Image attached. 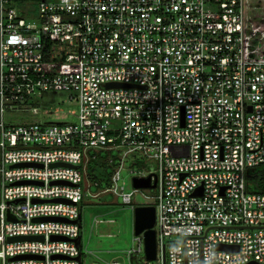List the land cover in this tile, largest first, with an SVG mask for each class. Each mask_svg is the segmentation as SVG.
I'll list each match as a JSON object with an SVG mask.
<instances>
[{"label":"built area","instance_id":"built-area-1","mask_svg":"<svg viewBox=\"0 0 264 264\" xmlns=\"http://www.w3.org/2000/svg\"><path fill=\"white\" fill-rule=\"evenodd\" d=\"M246 4L0 0V264H82L76 220L101 150L116 162L101 191L122 204L145 190H127L126 166L157 178L156 195L141 192L158 243L143 264H163V248L165 264H264V194L247 185L264 164V57L248 50ZM46 90L71 92L76 119L5 121ZM135 240L129 264L144 255Z\"/></svg>","mask_w":264,"mask_h":264},{"label":"rangeland","instance_id":"rangeland-1","mask_svg":"<svg viewBox=\"0 0 264 264\" xmlns=\"http://www.w3.org/2000/svg\"><path fill=\"white\" fill-rule=\"evenodd\" d=\"M246 9L247 27L254 39H264V0H247ZM257 52L264 57L259 49ZM70 93L66 90L43 91L38 98H31L27 106L7 109L4 119L9 124L75 120L78 104L70 100ZM33 107L38 109L37 113H34ZM125 168L126 188L132 190L134 174L128 171V166ZM92 182L86 178L91 194H86L83 201L82 264H109L113 260L129 264L128 251L138 245L134 234V209L101 191L103 188L98 187L99 183L94 185ZM141 192L152 196L157 194L156 189L150 188L137 191L134 195L137 204L155 203L153 199L143 197Z\"/></svg>","mask_w":264,"mask_h":264},{"label":"water","instance_id":"water-1","mask_svg":"<svg viewBox=\"0 0 264 264\" xmlns=\"http://www.w3.org/2000/svg\"><path fill=\"white\" fill-rule=\"evenodd\" d=\"M109 85H116L111 83ZM63 163H56L53 165H61ZM64 165V164H63ZM54 183H67L66 181H54ZM157 184V178H155L152 183V174L148 176H134L132 178V185L137 189H147L154 188ZM56 200H65V199H56ZM81 217L77 219V222H81ZM9 218H12L9 216ZM35 221L38 220H61L68 221V219L63 217H42L35 218ZM156 224V206L153 204H144L137 205L134 208V234L135 236H141L143 240V250H144V259L146 261H154L157 259L158 252V243H157V234L155 229ZM53 239H65L66 237L62 236H52ZM23 239H43V236H15L10 237L9 240H23ZM77 244H81V236L73 239ZM221 249L224 250H235L238 247L235 245H220ZM58 255H54L57 257ZM163 264L166 261L165 248H163ZM23 257H35V255H19L11 259L23 258ZM79 259H82L79 257ZM247 264H258L257 262H249Z\"/></svg>","mask_w":264,"mask_h":264},{"label":"trees","instance_id":"trees-1","mask_svg":"<svg viewBox=\"0 0 264 264\" xmlns=\"http://www.w3.org/2000/svg\"><path fill=\"white\" fill-rule=\"evenodd\" d=\"M257 46L260 47L257 48ZM258 49L259 53H264V39L256 41L253 35H251L248 38V50L250 51V55L253 57H263L258 54ZM111 156L115 158L113 152L101 150L97 152L96 157L91 158L87 164V177L92 181H97L99 183V188H105L110 184V176L116 166V162H109ZM247 185L250 192L264 194V164L249 170L247 174ZM83 204L84 202L82 201L81 205L83 206ZM140 204L142 203H136V205ZM130 261L131 264H143L145 262L144 255H132Z\"/></svg>","mask_w":264,"mask_h":264},{"label":"crops","instance_id":"crops-1","mask_svg":"<svg viewBox=\"0 0 264 264\" xmlns=\"http://www.w3.org/2000/svg\"><path fill=\"white\" fill-rule=\"evenodd\" d=\"M82 235V234H81ZM82 260V259H81Z\"/></svg>","mask_w":264,"mask_h":264}]
</instances>
